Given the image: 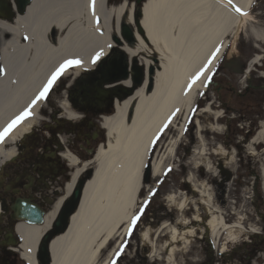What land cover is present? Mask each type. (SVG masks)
Listing matches in <instances>:
<instances>
[{"label":"bare ground","instance_id":"1","mask_svg":"<svg viewBox=\"0 0 264 264\" xmlns=\"http://www.w3.org/2000/svg\"><path fill=\"white\" fill-rule=\"evenodd\" d=\"M255 1L148 0L141 6L138 20L144 35L139 37L135 33L134 45L124 42L120 30L125 25L135 27V7L126 2L110 5L105 0H95L93 6L92 0H32L23 14H16L12 22L0 19V69H3L0 72V131L29 106L52 72L64 61L79 60L81 63L67 66L49 92L64 80L76 79L94 70L95 65L116 47L114 39L123 44L120 50L130 59L142 56L143 87L139 86L121 101L117 99L113 114L102 118L106 143L97 149L92 162L83 166L73 156L69 158L73 175L65 195L69 194L75 180L90 168L93 176L84 184L83 197L71 216L68 229L55 236L50 244L51 264H110L120 241L107 259L99 263L101 253L116 237L119 240L126 235L128 222L138 207V194L143 186L144 169L150 162V149L155 145L160 149L151 165L152 175L157 178L165 163L173 160L176 146L182 139L184 123L198 100V93L205 91L208 77L226 54L235 53L241 33L248 28L252 34L254 32L251 15L240 16L234 9L238 7L249 13ZM253 38L257 43L264 41L263 35ZM221 43L223 47L219 55L191 90L186 91L190 79L204 67ZM99 52L103 55L94 65L93 57ZM258 60L254 57L250 61L246 73ZM132 83L128 70L127 78L117 85L130 87ZM46 96L0 142V162L14 156V147L19 142L28 143L34 128L42 123L40 114L47 106ZM59 110L68 119L76 118L66 101L59 105ZM173 112H176L174 117ZM202 113H212L210 103H206ZM169 117L172 119L168 128L161 132ZM178 120L180 125L176 126ZM197 126L199 134L202 129L198 122ZM171 128L175 129L177 136L162 145ZM257 134L250 143L253 147L264 141V123ZM157 135L159 139L153 144ZM250 150L254 155V149L251 147ZM261 177L264 190V169ZM62 201L60 199L53 205L43 225L17 226L22 241L19 250L27 264H36L35 247L51 225ZM169 202L175 204V197H170ZM203 206L204 215L211 218L207 225L211 243L214 247H221V253H226L227 248L235 246L245 232L241 221L229 224L223 217H216L221 211L214 204L203 203ZM187 234L194 235L192 231ZM143 241L146 243V238ZM176 251V247L170 249L166 264L172 263Z\"/></svg>","mask_w":264,"mask_h":264},{"label":"rangeland","instance_id":"2","mask_svg":"<svg viewBox=\"0 0 264 264\" xmlns=\"http://www.w3.org/2000/svg\"><path fill=\"white\" fill-rule=\"evenodd\" d=\"M112 1L115 4L120 2ZM252 6L249 14L253 19V34L251 28L241 33L236 52L226 54L219 62L209 80L215 86L199 97L196 114H191L185 124L187 131L173 160L165 163L157 178L151 171L156 152L151 154L144 169L135 212L149 191L156 189L157 195L152 198L132 236L124 235L122 239L116 237L111 241L101 253L99 263L107 259L119 241L118 247L126 241L127 246L118 264H166V255L172 247L177 251L171 264H264V190L261 188L264 141L254 147L250 145L264 123V41L257 43L253 38L264 36V0H257ZM136 16L139 17L138 11ZM128 29L136 31L132 26ZM123 40L134 45L132 39L124 35ZM114 41L116 47L111 49L109 56L100 60L94 70L81 74L79 79L98 76L100 85H111L126 79L129 70L133 86L138 88L144 79L142 56L130 59L120 50L123 44L117 39ZM254 56L259 60L246 74L245 69ZM235 59L239 61L237 68L234 65L238 71L231 70ZM73 84L70 78L48 93L47 106L40 114L42 123L34 128L32 140L39 133L45 134L43 129L50 117H63L59 105L63 101L69 103V88ZM206 103L212 104V113H202ZM215 115L221 118L216 119ZM197 122L202 129L199 134ZM169 168L171 171L165 175ZM158 180L163 181L159 187ZM172 196L175 204L169 202ZM203 203L214 204L221 211L216 217H223L229 224L241 221L245 232L235 246L227 248L225 254H219L221 247H214L211 243L207 229L211 218L204 215ZM181 206L184 210L180 211ZM188 231L194 233L193 237L187 234ZM252 231L259 232L261 239H257ZM143 238H146V243ZM112 258V261L116 259L115 255Z\"/></svg>","mask_w":264,"mask_h":264},{"label":"flooded vegetation","instance_id":"3","mask_svg":"<svg viewBox=\"0 0 264 264\" xmlns=\"http://www.w3.org/2000/svg\"><path fill=\"white\" fill-rule=\"evenodd\" d=\"M82 80L74 81L68 94L76 118L50 117L44 135L39 133L28 145L19 142L14 156L0 162V264H27L19 250L17 215L32 218L33 213L19 204L36 208L38 217L47 215L58 200L67 197L65 189L73 175L69 158L81 164L89 161L104 138L101 116L110 112L113 97L122 92H99L98 76ZM44 262L41 255L38 264Z\"/></svg>","mask_w":264,"mask_h":264},{"label":"snow or ice","instance_id":"4","mask_svg":"<svg viewBox=\"0 0 264 264\" xmlns=\"http://www.w3.org/2000/svg\"><path fill=\"white\" fill-rule=\"evenodd\" d=\"M229 3H231V0H229ZM95 4V0H92V5L94 6ZM240 16H247L249 15L248 12H243L241 11V9H239L238 7L234 9ZM25 39H27V37H25ZM221 47H223L222 43L217 45L215 50L212 52L211 56L208 58L207 63L204 65L203 68L200 69V71H198L195 76H193L189 83H188V87L187 90H191L192 86L195 84V82L200 78V76L208 69V66L211 65L212 61L219 55L220 53V49ZM103 55L102 52H99L96 54L95 57H93L92 63L95 65L96 61L100 59V57ZM81 63V61L79 60H66L64 61V63L60 64V66L54 71L52 72L51 76L47 79V82L43 85V89L36 95V97L31 101V103L29 104V106L27 108H25V110L18 115L17 117H15V119L11 120L10 123L7 124V126L3 129V131H0V142H3L4 138L22 121L24 120L27 116L30 115V109L35 106V104L39 101L45 98L46 94L49 92V90L52 88L53 84L57 81L58 77H60L61 73L64 72L65 68L69 65H79ZM3 69H0V72H2ZM208 79L210 80L211 77H208ZM205 87H207V84H205ZM200 96H203L204 93H198ZM179 109L176 110V112H178ZM193 111H195V109H193ZM176 112H173L172 117H174L176 115ZM172 117H169L168 121H166L162 127V129L160 130L161 132H163L164 130H166L171 122ZM185 131H187V129H185ZM159 139V135H157V137H155L153 139V144L156 142V140ZM171 169H167L165 175L167 174V172H170ZM163 183V181L158 180L157 181V187H159V185ZM157 195V190L156 189H152L151 191H149L148 196L144 199L143 203L139 206V209L137 212H135L132 217L130 218V221L128 222V228H127V232L125 233L127 236H132L133 234V230L136 228L138 222L140 221L141 217L145 215L146 213V209L148 208L149 204L151 203V200L154 196ZM127 246V242H123L120 247L117 249V251L115 252V257L116 259H114L113 261L110 262V264H118V260L119 258L123 255L124 253V248Z\"/></svg>","mask_w":264,"mask_h":264},{"label":"water","instance_id":"5","mask_svg":"<svg viewBox=\"0 0 264 264\" xmlns=\"http://www.w3.org/2000/svg\"><path fill=\"white\" fill-rule=\"evenodd\" d=\"M32 0H14L15 6H17V12L18 14H23L25 9L30 6ZM1 8H6V5H2ZM137 24V23H136ZM123 33H125V36L127 39H131V34L129 33L127 27L123 28ZM137 31L139 34H142L139 26H137ZM1 57V54H0ZM1 61V60H0ZM135 91V88L131 89L127 94L131 95ZM90 177L93 175L92 171L89 173ZM89 177V178H90ZM88 178V179H89ZM87 180L81 181L77 188H74V191L71 194V200L67 203L69 206L65 205L60 211L58 216L56 217L57 219L54 221V223L49 227L53 229L52 231H45L42 236L39 238V242L36 245L35 251L36 254L39 252L45 253L46 258V264H51V254H50V244L54 240V237L65 233V231L68 229L69 223L71 216L75 214L76 210L79 207V203L83 197L82 193L85 187V183ZM35 212V209H33ZM20 219L23 218L26 222V225L32 227L36 225H41L43 224V220H35V219H28L24 215L18 216ZM50 230V229H49Z\"/></svg>","mask_w":264,"mask_h":264},{"label":"trees","instance_id":"6","mask_svg":"<svg viewBox=\"0 0 264 264\" xmlns=\"http://www.w3.org/2000/svg\"><path fill=\"white\" fill-rule=\"evenodd\" d=\"M236 60V59H235ZM238 60H236V61H233V65H232V67L231 68H233V69H231V70H233V71H238V69H235V66L234 65H236V68H237V66H238ZM231 66V65H230ZM230 66H229V68H230ZM239 68H240V71H241V65L239 64Z\"/></svg>","mask_w":264,"mask_h":264}]
</instances>
